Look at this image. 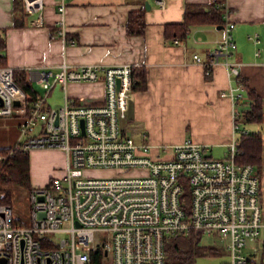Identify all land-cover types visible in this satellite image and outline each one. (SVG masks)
I'll return each mask as SVG.
<instances>
[{
  "label": "built area",
  "instance_id": "built-area-1",
  "mask_svg": "<svg viewBox=\"0 0 264 264\" xmlns=\"http://www.w3.org/2000/svg\"><path fill=\"white\" fill-rule=\"evenodd\" d=\"M153 1L165 8V0ZM22 2L32 25L41 26L43 0ZM55 6L61 18L53 37L74 44L67 40L63 20L67 0H55ZM223 19L225 35L211 59L193 55V61L206 76L215 66L224 67L233 84L219 95L231 101L236 132L252 102L239 63L230 59L236 50L233 24L226 13ZM249 38L259 43L257 34ZM132 68L88 64L69 69L62 63L56 73L29 69V81L37 74L33 82L45 93L28 102L13 69L0 66V117L21 120L0 162L9 163L18 152L56 149L67 159L63 175L26 191L28 225L14 217L10 205L0 203V264H165V239L190 231L229 252L227 261L218 264H252L248 254L258 239L264 245V183L259 179L264 162H236L235 138L228 145L230 155L222 159L207 155L206 146L189 138L159 146L136 142L122 124L133 100ZM69 82H102V103L64 97L61 106L48 107L47 94ZM96 171L112 175L96 177Z\"/></svg>",
  "mask_w": 264,
  "mask_h": 264
},
{
  "label": "crops",
  "instance_id": "crops-1",
  "mask_svg": "<svg viewBox=\"0 0 264 264\" xmlns=\"http://www.w3.org/2000/svg\"><path fill=\"white\" fill-rule=\"evenodd\" d=\"M213 1L165 0V8L159 9L153 0H67L63 20L67 37L75 43L66 44L53 37L61 18L55 0H43L41 26L32 25L33 16L24 13L22 0H0V39L4 42L0 57L5 66L27 75L29 69L56 73L62 63L69 69L88 64L103 67L129 64L140 68L145 72L146 85L143 90H134L122 122L126 133L136 142L147 141L159 146L189 138L209 150L210 140L204 137L207 132L203 131L208 130L206 120L214 117L220 120L217 126L226 135L217 145L228 146L240 133L236 137L231 101L219 94L233 82L222 65L215 66L206 76L203 67L193 61V55L202 61L211 59V51L225 35L223 25L192 26L183 40L165 33V26L182 22L185 6H207ZM224 6L233 24L231 35L236 44L230 59L239 63L246 94L247 88L252 89L263 100L260 89L264 87V0H225ZM140 9L144 10L145 31L142 35L130 36L125 29L128 15ZM15 21L21 25H15ZM253 34H257L258 44L249 38ZM174 39L179 43L174 44ZM35 91L41 97V91ZM53 91L61 95L62 103L64 97L101 102L104 85L69 82L63 88L57 84L47 96ZM47 96L45 103L50 107ZM164 134L170 136L165 138ZM33 152L54 156L56 175H63L67 162L63 151Z\"/></svg>",
  "mask_w": 264,
  "mask_h": 264
},
{
  "label": "trees",
  "instance_id": "trees-1",
  "mask_svg": "<svg viewBox=\"0 0 264 264\" xmlns=\"http://www.w3.org/2000/svg\"><path fill=\"white\" fill-rule=\"evenodd\" d=\"M225 0H215L207 6L187 5L183 11V20L178 24L165 26V33L183 40L189 34L192 26L224 24L223 15L226 13ZM15 25L18 24L15 21ZM146 22L144 10L132 11L128 15L126 33L130 36L142 35L145 31ZM166 35V34H165ZM167 34V36H169ZM67 40L69 38L67 37ZM0 47H4L0 39ZM0 66H5L0 57ZM13 77L17 84L27 95L28 102L35 100L38 96L33 89L28 75L24 71L13 70ZM131 79L133 90H143L146 85L145 72L140 68H132ZM252 105L251 111L246 114V123L264 122V102L254 90L247 88ZM86 105H99L102 101H83ZM6 149L0 150V154L6 153ZM29 154L18 152L9 163L0 162V193L7 191L8 187H15L23 191L31 189L29 179ZM235 161L241 164L261 165L264 162V135L259 131L254 133L239 134L236 139ZM0 203L10 205L9 193L0 196ZM11 206V205H10ZM165 264H194L196 258L216 257L219 250L215 246L204 243L203 238L197 231H190L187 235L170 236L164 242ZM249 261H251L249 259ZM252 262V261H251ZM260 264H264L262 260Z\"/></svg>",
  "mask_w": 264,
  "mask_h": 264
},
{
  "label": "rangeland",
  "instance_id": "rangeland-1",
  "mask_svg": "<svg viewBox=\"0 0 264 264\" xmlns=\"http://www.w3.org/2000/svg\"><path fill=\"white\" fill-rule=\"evenodd\" d=\"M31 85L35 90L41 91V95H44V90L37 84L36 82H31ZM262 93V97L264 100V87L260 89ZM49 97L47 99L48 104L51 108H56L62 105V97L61 95L53 91L51 95L47 96ZM251 111V110H250ZM249 111V112H250ZM247 112V113H249ZM246 113V114H247ZM245 114V116H246ZM20 119L18 117H0V150L6 149L8 147H11L14 144V141L16 140L18 136V130L17 126L20 123ZM208 130H201L200 132H207L206 134H203L205 138H208L210 140L209 143V150L206 152L207 155H211L212 158L216 159H222L225 157H228L230 155V147L229 146H218L217 143L219 140H222L226 135L225 133L218 128L216 122H220V120L217 118H210V120H206ZM238 128L236 130V137L240 132L248 131L249 133H254L259 131L262 135H264V122L263 123H246L245 121H237ZM190 130V129H189ZM174 132V131H173ZM172 132V133H173ZM171 133V134H172ZM170 134H164L165 138H168ZM161 145H164L162 143ZM236 148V147H235ZM56 159L54 156H51L50 154H42L38 152H31L30 154V183L31 186L36 187L40 186L41 183L44 180H48L50 178H53V174L58 173V167L55 165ZM96 177H107L111 176L112 172L109 171H96L93 173ZM59 175H56L58 177ZM259 179L260 182L262 181L264 183V173L260 170L259 172ZM7 191H2L0 193V196L6 195V193H9L10 198V205L12 208V211L14 213V217L18 218L20 221L25 223V225H28V212H29V201L27 192L23 191L21 189L15 188V187H8L6 189ZM264 192V190H263ZM262 203L264 205V200H262ZM259 240V239H258ZM257 240L255 250L248 254L250 257V260L252 261V264H260V262L264 261V245H261V240ZM204 243H212L213 239H203ZM219 241H217L218 244ZM221 244V242H220ZM219 250V255L214 257H206V258H196L194 264H218L222 261H227L229 252L227 250Z\"/></svg>",
  "mask_w": 264,
  "mask_h": 264
},
{
  "label": "water",
  "instance_id": "water-1",
  "mask_svg": "<svg viewBox=\"0 0 264 264\" xmlns=\"http://www.w3.org/2000/svg\"><path fill=\"white\" fill-rule=\"evenodd\" d=\"M147 6H148V5H147V3H146V8H148ZM218 28H220V27H218ZM30 81L33 82L34 80H33V79H30ZM15 104L17 105L18 103L15 102Z\"/></svg>",
  "mask_w": 264,
  "mask_h": 264
}]
</instances>
